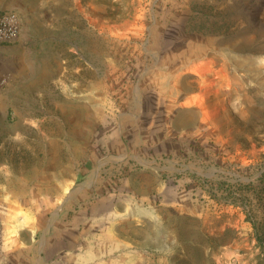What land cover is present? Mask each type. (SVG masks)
Listing matches in <instances>:
<instances>
[{
    "label": "rangeland",
    "instance_id": "374dc122",
    "mask_svg": "<svg viewBox=\"0 0 264 264\" xmlns=\"http://www.w3.org/2000/svg\"><path fill=\"white\" fill-rule=\"evenodd\" d=\"M0 6L55 14L53 30H30L34 75L0 101V264L12 236L29 237L34 264H264V0ZM147 88L202 117H176L191 131L166 153L135 150L132 168L158 178L133 198L105 127Z\"/></svg>",
    "mask_w": 264,
    "mask_h": 264
},
{
    "label": "crops",
    "instance_id": "0c3cea01",
    "mask_svg": "<svg viewBox=\"0 0 264 264\" xmlns=\"http://www.w3.org/2000/svg\"><path fill=\"white\" fill-rule=\"evenodd\" d=\"M2 7L6 6H0V8ZM20 14L22 16V25L19 40L13 44L0 45V56H4V54L10 56L7 65L5 64L4 58L0 61V78L7 77L9 80L8 85L1 92L0 101L13 90L16 82L19 80H30L34 75V62L32 61L31 54L35 49L27 44L31 39L29 35L31 28L34 26V20L40 21L47 30H53L55 28L53 24L55 14L51 9L42 7L34 15H24L21 12ZM23 64H25V68L22 67ZM55 78L60 79L61 82L60 70L54 73ZM61 92V87L54 91V93L58 94L59 104L61 102ZM12 93V99L16 101L15 91ZM40 100L41 102L45 101L44 98L32 97L28 99L24 98L23 102L27 104ZM174 100L172 96H167L163 90L155 91L154 88H147L138 96L137 105L119 110L115 115L116 119L113 122H109L105 127V144L109 151L108 158L111 165L114 166V164H117L120 167V163H122L128 167L124 172L125 174L119 179L120 189L125 190L128 196L134 198L137 195L135 192V183L149 185L158 178L155 170L143 169L141 167L132 168V163H129V161H139L135 150L139 149L146 154L149 152L166 153L165 150H172L175 144H183L184 141H187L191 131L189 123L185 125V128H176L174 126V119L184 113L186 114L189 110L194 111L197 115L199 114V118L200 116L202 117L197 107L184 105L183 96H179L177 99L179 105ZM11 105L13 104L11 103ZM22 122L27 127H30L32 124L30 118L24 119ZM197 123L194 127L197 126ZM0 150H3L2 147H0ZM57 158L60 159V156ZM2 165L0 160L1 172H10L6 168L4 169ZM85 170H87L88 177L90 175L93 177L96 174V168L94 166H87ZM106 182H109V179H106ZM95 183L93 182V184ZM28 240L29 237H11L12 245L7 257L10 264H34V258H32L34 254L31 251V245ZM20 242L21 245L18 244ZM71 256L73 255L71 254ZM35 264L40 263L35 259ZM68 264H73V262L71 261Z\"/></svg>",
    "mask_w": 264,
    "mask_h": 264
},
{
    "label": "built area",
    "instance_id": "2783aa9c",
    "mask_svg": "<svg viewBox=\"0 0 264 264\" xmlns=\"http://www.w3.org/2000/svg\"><path fill=\"white\" fill-rule=\"evenodd\" d=\"M22 16L19 11L9 8H0V45L16 43L20 38ZM5 79L0 80V96Z\"/></svg>",
    "mask_w": 264,
    "mask_h": 264
}]
</instances>
